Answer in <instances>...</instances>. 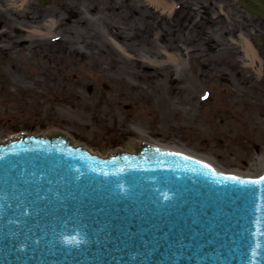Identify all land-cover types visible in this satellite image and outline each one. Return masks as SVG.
Listing matches in <instances>:
<instances>
[{"label":"rangeland","instance_id":"1","mask_svg":"<svg viewBox=\"0 0 264 264\" xmlns=\"http://www.w3.org/2000/svg\"><path fill=\"white\" fill-rule=\"evenodd\" d=\"M173 7L52 0L11 17L9 35L0 34V139L56 127L103 154L128 147L131 136L191 150L222 169L261 172L264 67L241 50L247 43L183 37ZM193 68L208 78L185 80Z\"/></svg>","mask_w":264,"mask_h":264},{"label":"water","instance_id":"2","mask_svg":"<svg viewBox=\"0 0 264 264\" xmlns=\"http://www.w3.org/2000/svg\"><path fill=\"white\" fill-rule=\"evenodd\" d=\"M65 131L0 141V264H264V183L230 179L264 173L136 140L102 156Z\"/></svg>","mask_w":264,"mask_h":264},{"label":"flooded vegetation","instance_id":"3","mask_svg":"<svg viewBox=\"0 0 264 264\" xmlns=\"http://www.w3.org/2000/svg\"><path fill=\"white\" fill-rule=\"evenodd\" d=\"M15 2L16 8L11 9L10 0H0V34L4 36L9 35L6 30L9 29L8 25L13 22L11 17L18 19L21 16L18 12L24 11L26 8L33 9L40 6L37 0H33V3L26 0L23 5L21 1L15 0ZM166 3L167 5L174 4L172 9L175 12L177 10L180 12L177 21L178 27L180 26V34L183 37L187 38L192 34H198V36L189 39L195 41L194 38L203 35L204 38H211L212 43L218 41L220 44L225 42L230 45L231 42H237L240 47L247 43V47L241 50L254 52L264 67V0H166ZM175 12L173 16H176ZM150 16V21L153 22L156 14L151 9ZM203 26L209 27V31L205 32L201 28ZM218 50V47H215L213 52ZM200 60L198 59L197 64L201 66ZM185 64L189 67L191 65L189 60H186ZM194 67L196 66L194 65ZM196 69L186 71L184 73L187 77L185 80L196 76L208 78Z\"/></svg>","mask_w":264,"mask_h":264},{"label":"bare ground","instance_id":"4","mask_svg":"<svg viewBox=\"0 0 264 264\" xmlns=\"http://www.w3.org/2000/svg\"><path fill=\"white\" fill-rule=\"evenodd\" d=\"M143 134H145L146 135V132H144L143 131ZM158 144V143H157ZM181 148V147H180ZM182 149H184V148H182ZM184 150H186V151H189V152H191V153H194V154H196V155H198V156H200V157H202V158H204L205 160H207L208 162H210L211 164H213L215 167H217V168H219V166H217L214 162H213V160L211 159V158H208V157H206V156H204V155H201V154H197V153H195V152H192L191 150H188V149H184ZM253 165V164H252ZM260 169H261V172L263 171V169H264V154H263V157L261 158L260 157ZM230 171H234V170H230ZM240 172H242V171H240ZM261 172H249V171H247V172H243V173H245V174H248V175H257V174H260Z\"/></svg>","mask_w":264,"mask_h":264},{"label":"snow or ice","instance_id":"5","mask_svg":"<svg viewBox=\"0 0 264 264\" xmlns=\"http://www.w3.org/2000/svg\"><path fill=\"white\" fill-rule=\"evenodd\" d=\"M230 179H233V180H236L237 182L239 183H242V184H259V183H264V177H261L259 181H239L238 178H235V177H232Z\"/></svg>","mask_w":264,"mask_h":264}]
</instances>
